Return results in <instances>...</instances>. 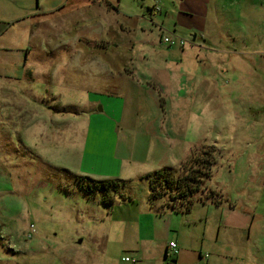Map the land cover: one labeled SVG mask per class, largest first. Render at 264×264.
<instances>
[{
  "label": "rangeland",
  "instance_id": "obj_1",
  "mask_svg": "<svg viewBox=\"0 0 264 264\" xmlns=\"http://www.w3.org/2000/svg\"><path fill=\"white\" fill-rule=\"evenodd\" d=\"M203 143L217 166L191 212L157 203L211 257L216 228L197 219L220 210L201 199H228L218 182L236 196L264 172V0H0V264H134L129 239L102 241L95 223L148 221L149 181L109 173L104 153L118 144L155 171ZM67 171L130 179L127 199L66 192Z\"/></svg>",
  "mask_w": 264,
  "mask_h": 264
},
{
  "label": "crops",
  "instance_id": "obj_2",
  "mask_svg": "<svg viewBox=\"0 0 264 264\" xmlns=\"http://www.w3.org/2000/svg\"><path fill=\"white\" fill-rule=\"evenodd\" d=\"M229 51L233 50L229 49L226 53ZM91 91L84 90L81 93V96L85 97L84 102L86 104L93 98ZM92 103L101 104V101L96 98L94 101H89V105ZM91 113L94 111L92 110ZM114 113L115 110L113 115L116 117ZM119 114L121 116H119L117 123L113 119L109 127V130L111 129L115 135H117L115 130L122 118L121 111ZM93 115L91 114V116ZM160 136L155 137V140L161 148L167 149L171 142L169 141L170 144H168L166 137ZM104 157L110 161L108 172L117 177L123 175V177L128 178L136 173H141L140 175L143 176L152 169L143 157L131 156L129 152L122 154L118 144L106 151ZM90 158L88 159V166L89 163L98 162L97 157ZM221 184L218 182V186L223 189L228 199L224 198L220 205L211 201L207 202L217 206L220 210L219 216L216 217V211L212 217L208 215L197 219L204 220L203 224L206 230L210 227L216 228V244L211 257L196 250L194 246L189 248L183 239V229L175 232L179 228L175 227L177 223H174L173 217L168 219L163 217L166 210L163 203L156 202L153 205L149 203L141 207L139 212L144 216H149V220L146 222L138 217L136 224H133L124 213L117 218L114 215H111L110 219H108L109 216L104 219L100 218V220H96L95 227L99 229L98 232L102 241H108L111 234L115 235L119 241L129 239L132 247L131 253L137 260L134 264L138 262V264H202L205 258L207 259L205 264H264V172L253 177L251 181H245L244 185L237 190V193L243 191L237 194V197L226 193ZM240 202L244 204V207L239 208ZM243 208L245 211L241 210ZM197 220L191 219L189 223H197ZM106 224H109L108 227ZM132 229H134V233H131ZM172 241L177 243L179 252L169 258L167 251ZM103 252L106 253L105 250Z\"/></svg>",
  "mask_w": 264,
  "mask_h": 264
},
{
  "label": "trees",
  "instance_id": "obj_3",
  "mask_svg": "<svg viewBox=\"0 0 264 264\" xmlns=\"http://www.w3.org/2000/svg\"><path fill=\"white\" fill-rule=\"evenodd\" d=\"M110 6L118 10L117 5L110 3ZM217 153L218 149L215 145L195 144L190 158L179 168L166 166L141 176L140 179L149 181L150 203L153 205L159 200H165L169 209L175 212H191L196 201L195 196L205 189V183L213 176L217 166ZM68 174L72 177V182L62 185L66 192L78 191L89 200H94L100 195L101 203L108 207L115 204L119 195L127 199V196L122 194V190L131 182L130 179L99 180L70 172ZM210 193L211 195L201 199L203 203L211 201L220 205L223 202L224 199L217 197L218 192Z\"/></svg>",
  "mask_w": 264,
  "mask_h": 264
},
{
  "label": "built area",
  "instance_id": "obj_4",
  "mask_svg": "<svg viewBox=\"0 0 264 264\" xmlns=\"http://www.w3.org/2000/svg\"><path fill=\"white\" fill-rule=\"evenodd\" d=\"M165 40H166L167 42L171 41L170 38H166ZM171 42H172V41H171ZM178 252H179V249H178V245H177V243H176L175 241L170 242V244H169V249H168V251H167V255H169V256H171V255H175V254H177ZM124 260L129 261V262H133V263L137 262L136 259H134V258H132V257H129V256L124 257Z\"/></svg>",
  "mask_w": 264,
  "mask_h": 264
}]
</instances>
